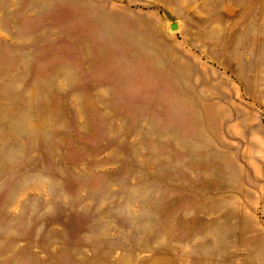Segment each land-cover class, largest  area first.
<instances>
[{
    "label": "rangeland",
    "instance_id": "374dc122",
    "mask_svg": "<svg viewBox=\"0 0 264 264\" xmlns=\"http://www.w3.org/2000/svg\"><path fill=\"white\" fill-rule=\"evenodd\" d=\"M0 264H264V0H0Z\"/></svg>",
    "mask_w": 264,
    "mask_h": 264
},
{
    "label": "water",
    "instance_id": "95a60500",
    "mask_svg": "<svg viewBox=\"0 0 264 264\" xmlns=\"http://www.w3.org/2000/svg\"><path fill=\"white\" fill-rule=\"evenodd\" d=\"M171 28H172V29H176V28H177V25H176L175 23H172V24H171Z\"/></svg>",
    "mask_w": 264,
    "mask_h": 264
}]
</instances>
